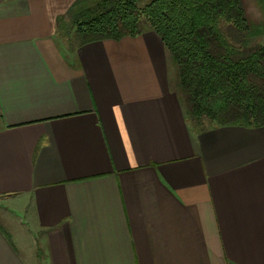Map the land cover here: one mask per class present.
Masks as SVG:
<instances>
[{"label":"crops","instance_id":"1","mask_svg":"<svg viewBox=\"0 0 264 264\" xmlns=\"http://www.w3.org/2000/svg\"><path fill=\"white\" fill-rule=\"evenodd\" d=\"M75 2L0 0V264H264V126L190 121L154 31L65 50Z\"/></svg>","mask_w":264,"mask_h":264},{"label":"trees","instance_id":"2","mask_svg":"<svg viewBox=\"0 0 264 264\" xmlns=\"http://www.w3.org/2000/svg\"><path fill=\"white\" fill-rule=\"evenodd\" d=\"M85 1L67 14L75 46L154 31L176 64L190 121L264 126V46L242 56L237 46L251 29L243 0H152L143 8L141 0Z\"/></svg>","mask_w":264,"mask_h":264},{"label":"rangeland","instance_id":"3","mask_svg":"<svg viewBox=\"0 0 264 264\" xmlns=\"http://www.w3.org/2000/svg\"><path fill=\"white\" fill-rule=\"evenodd\" d=\"M99 0H86V5H94ZM152 0H141L140 8L145 7ZM246 10V14L249 20L250 31L247 34L246 45L242 46L237 44L238 48L242 50L239 56L248 54L252 49L258 46H264V0H243ZM144 18V16H141ZM63 30L60 31L59 39L62 42V46L65 50H70L71 46H75L76 40L74 39L73 27L70 23V17L67 15L63 18L62 23ZM75 43V44H74ZM71 45V46H70ZM246 47V48H243ZM173 60V59H172ZM173 66L176 68V64L173 61ZM176 77H178L177 68L175 69ZM259 83L264 86V81L260 80ZM204 126H209L210 121L208 119L202 120Z\"/></svg>","mask_w":264,"mask_h":264}]
</instances>
